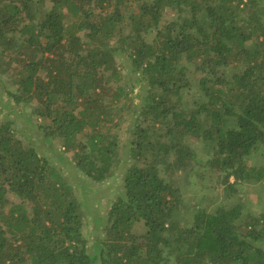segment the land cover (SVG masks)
Wrapping results in <instances>:
<instances>
[{"label": "trees", "instance_id": "trees-1", "mask_svg": "<svg viewBox=\"0 0 264 264\" xmlns=\"http://www.w3.org/2000/svg\"><path fill=\"white\" fill-rule=\"evenodd\" d=\"M0 81V264H264V209L182 224L174 175L264 180V0H0Z\"/></svg>", "mask_w": 264, "mask_h": 264}, {"label": "rangeland", "instance_id": "rangeland-1", "mask_svg": "<svg viewBox=\"0 0 264 264\" xmlns=\"http://www.w3.org/2000/svg\"><path fill=\"white\" fill-rule=\"evenodd\" d=\"M174 15V12L172 13ZM1 82V81H0ZM130 136L129 132L123 130L121 133L122 144L126 142ZM253 166H264V156H255L251 160ZM120 174L108 179L104 182H87V186H84L82 182L77 179L74 182V188L81 199L84 201L85 209L89 211L104 212L109 206V202L120 190L121 176ZM178 176L179 184L182 185L184 200L187 202V206L181 208L179 221L185 224L187 220L191 222V216L193 214L192 207L195 205H206L208 208H213L221 203L230 202L244 203L246 209L252 212H258L264 209V180L257 183H244L241 184L236 192L231 196V199H226L224 194L225 189L221 184L216 182L215 176L209 177L207 180L202 181L196 177H188V174L184 171L175 173ZM71 180L76 177L70 176ZM79 182V184L77 183ZM86 187V188H85ZM16 200L15 197H13ZM92 219V217H91ZM92 225V220L90 222ZM134 229L138 233H143L141 225L138 223L134 226ZM93 226L88 227L87 232L92 233ZM91 244V243H90Z\"/></svg>", "mask_w": 264, "mask_h": 264}]
</instances>
